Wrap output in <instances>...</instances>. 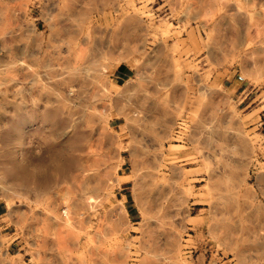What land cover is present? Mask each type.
Masks as SVG:
<instances>
[{
  "label": "rangeland",
  "instance_id": "rangeland-1",
  "mask_svg": "<svg viewBox=\"0 0 264 264\" xmlns=\"http://www.w3.org/2000/svg\"><path fill=\"white\" fill-rule=\"evenodd\" d=\"M113 6L141 12L148 32L77 35L78 17L99 7L94 29L111 31ZM5 9L0 91L71 116L6 134L21 142L0 153L16 171L0 170V264H264V0H0ZM160 115L165 133L138 136V119ZM44 139L77 145V166L46 189L33 160Z\"/></svg>",
  "mask_w": 264,
  "mask_h": 264
},
{
  "label": "bare ground",
  "instance_id": "bare-ground-1",
  "mask_svg": "<svg viewBox=\"0 0 264 264\" xmlns=\"http://www.w3.org/2000/svg\"><path fill=\"white\" fill-rule=\"evenodd\" d=\"M168 1H169V4L172 6H190L191 4V0H168ZM103 10H104L103 7L91 9L89 11H86V13H84L82 17H78V19L79 18L80 19H79V24H76L77 25V32H76L77 35H79L83 39L85 38L87 39L92 34V32H94L98 35H106V36L108 35L110 38L118 40L119 38L130 36V31L128 27L132 23L134 24L135 31H138V32L143 31L145 33L148 32V26L145 25L143 19L141 18V15H140L141 12L138 13L136 11L134 15L130 16V11L126 6H113L112 7L111 13H115L117 16L116 21L114 22L115 24L116 22L118 24L112 26L111 31L106 32V30L103 31L102 29H94L96 19L93 16L94 14H99L103 12ZM5 11L7 13L8 9L0 10V15L4 14ZM0 51L1 52L4 51V48L0 47ZM74 71L77 72L76 69H74ZM4 95L5 94H3V92L0 91V98H1V101H0V153L3 148L10 147L11 151H13L12 153L16 154L17 152L15 151V149L17 148V146H20V142H21L20 137L18 136L17 138L14 139V141L8 140V135H6L8 131L17 130V129L21 130L22 128H24V124L26 123H30V125L34 124V125L42 126L44 128L45 127L48 128L51 125V123L54 122V120L55 121L57 120L56 122H59L57 124L60 126V124L64 125V119L61 118L62 114L71 116V112L68 106L64 105L63 103H58L55 107L52 108L50 106L51 101L48 98H46L44 101L41 98L39 99L36 98V99L30 100L29 103H26L25 101L22 100L17 104L15 101L9 99L7 95L6 96ZM77 95H79V89L70 85V87L67 88V100L69 102H73V100L77 97ZM163 116L164 115H160L155 118H148V116H145L142 119H138L137 120L138 136H140L141 138L142 136L144 137L158 136V129L165 133L171 121L167 120ZM70 125L73 128L75 125V122L72 121ZM29 128L27 129L29 130ZM49 135L50 134H48V136ZM51 135L52 137L55 135L54 137L58 139L60 134L57 135V132H56ZM39 136L41 137L42 135H39ZM41 142L42 143L40 145H42L41 148L43 151V155L42 156L40 155L38 156V158H34L33 160L36 161L34 164L37 163V165L35 166L36 167L39 166V169L42 170L40 171L41 175H39L40 181H37L38 183L36 184H38V186H40L42 189H46L50 183L57 181L58 177L67 176L69 171L77 166V159H76V156L74 155V152L77 151L76 150L77 145L74 141L72 142L63 141V139L62 141H55V142L53 141L51 143L47 141L46 139H44ZM33 162L31 163L33 164ZM1 165H4V164H1ZM24 168L28 169V167H24ZM121 168H122V165H120L116 171H118ZM0 170H2L7 175L13 174V173L16 174L15 173L16 171L11 172L10 170H6L2 167H0ZM25 172H27V170ZM129 180H130V177L128 175H125V176H122L117 183L118 184L125 183Z\"/></svg>",
  "mask_w": 264,
  "mask_h": 264
}]
</instances>
